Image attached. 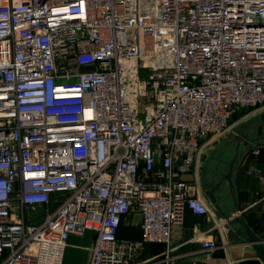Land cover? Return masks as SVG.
Here are the masks:
<instances>
[{
  "label": "built area",
  "instance_id": "2783aa9c",
  "mask_svg": "<svg viewBox=\"0 0 264 264\" xmlns=\"http://www.w3.org/2000/svg\"><path fill=\"white\" fill-rule=\"evenodd\" d=\"M260 109L264 0H0V264H62L87 230V264L170 250L186 207L210 213L202 148ZM207 233L191 264H229Z\"/></svg>",
  "mask_w": 264,
  "mask_h": 264
},
{
  "label": "crops",
  "instance_id": "0c3cea01",
  "mask_svg": "<svg viewBox=\"0 0 264 264\" xmlns=\"http://www.w3.org/2000/svg\"><path fill=\"white\" fill-rule=\"evenodd\" d=\"M249 112L245 126L228 134L231 140L234 138L232 142L226 144L216 157L214 151L219 147L218 143L208 142L202 148L196 166L187 175L193 184L192 190L200 191L210 213L198 215L186 207L182 222L172 227L171 249L166 251L164 244H149L142 255L145 264H191L192 260H206L207 256L194 240L204 231H208L207 234L212 235L218 244L211 260L229 264H264L253 245L245 241L241 224H232L236 218L243 219L252 232L264 240V122L260 118L264 109ZM258 126H261L260 132ZM227 152H232L229 160ZM211 192L215 201L210 197ZM43 216L41 206H36L34 212H25L27 220L40 221ZM140 217L135 210L123 217L118 236L139 237ZM93 239L91 230L81 235L71 234L62 264H87Z\"/></svg>",
  "mask_w": 264,
  "mask_h": 264
},
{
  "label": "rangeland",
  "instance_id": "374dc122",
  "mask_svg": "<svg viewBox=\"0 0 264 264\" xmlns=\"http://www.w3.org/2000/svg\"><path fill=\"white\" fill-rule=\"evenodd\" d=\"M250 112H246V111H243V112H241L238 116H236V117H234L231 121H230V124H229V127L227 128V130L222 134V135H220V136H218L216 139H215V143L217 144L218 143V145L217 146H219L218 148H217V150L216 151H214V157H216L217 155H218V153L219 152H222L223 150H224V148L226 147V144H228V143H230V142H232V140L234 139H230V138H232V137H228V134L229 133H231V132H233L232 130H236L235 128H238V127H244L245 126V124H244V121L246 120V117H248V116H250V114H249ZM254 130V129H253ZM252 130V131H253ZM253 132H255V131H253ZM228 154H226V155H228L227 156V158H228V160L232 157V152H227Z\"/></svg>",
  "mask_w": 264,
  "mask_h": 264
},
{
  "label": "water",
  "instance_id": "95a60500",
  "mask_svg": "<svg viewBox=\"0 0 264 264\" xmlns=\"http://www.w3.org/2000/svg\"><path fill=\"white\" fill-rule=\"evenodd\" d=\"M260 118L264 122V113L260 115ZM258 131L259 132L261 131V126H258ZM227 179L230 181L229 175H227ZM210 197L213 201H215L213 198L212 192H211ZM234 223H240L241 224V226L244 230L242 232L245 233V235H246L245 241L250 242L253 245V247L255 248L256 252L258 253L260 259L262 260V263H264V240L259 238L254 232H252V230L249 228V226L246 224V222L243 219L236 218L232 224H234ZM238 231L240 234H242L241 230H238Z\"/></svg>",
  "mask_w": 264,
  "mask_h": 264
}]
</instances>
